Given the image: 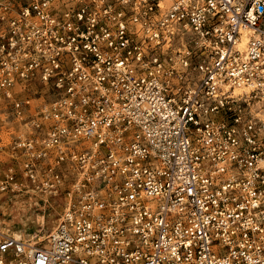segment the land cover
I'll list each match as a JSON object with an SVG mask.
<instances>
[{
    "label": "built area",
    "instance_id": "obj_1",
    "mask_svg": "<svg viewBox=\"0 0 264 264\" xmlns=\"http://www.w3.org/2000/svg\"><path fill=\"white\" fill-rule=\"evenodd\" d=\"M0 100V264H264V0H0Z\"/></svg>",
    "mask_w": 264,
    "mask_h": 264
},
{
    "label": "rangeland",
    "instance_id": "obj_2",
    "mask_svg": "<svg viewBox=\"0 0 264 264\" xmlns=\"http://www.w3.org/2000/svg\"><path fill=\"white\" fill-rule=\"evenodd\" d=\"M36 89L43 91L39 83L33 85V90L28 92L32 95V106L38 104L41 97L32 94ZM24 132L22 122L13 116L11 107L0 100V143L6 144L13 136ZM62 195H49L31 184L0 194V228L10 234L19 231L23 239L43 240L58 220Z\"/></svg>",
    "mask_w": 264,
    "mask_h": 264
},
{
    "label": "bare ground",
    "instance_id": "obj_3",
    "mask_svg": "<svg viewBox=\"0 0 264 264\" xmlns=\"http://www.w3.org/2000/svg\"><path fill=\"white\" fill-rule=\"evenodd\" d=\"M235 91H239L238 89H236ZM36 216V215H35ZM12 235L15 237V238H22V234L19 232V231H13L12 232ZM40 237V236H39Z\"/></svg>",
    "mask_w": 264,
    "mask_h": 264
}]
</instances>
